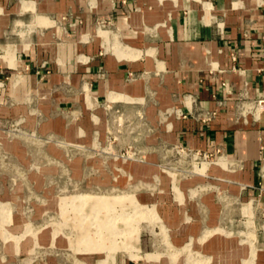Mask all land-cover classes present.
<instances>
[{
    "label": "rangeland",
    "instance_id": "obj_1",
    "mask_svg": "<svg viewBox=\"0 0 264 264\" xmlns=\"http://www.w3.org/2000/svg\"><path fill=\"white\" fill-rule=\"evenodd\" d=\"M54 2L0 0V264H264V192L212 172L229 159L159 140L168 112L66 90L68 36L84 58L118 40Z\"/></svg>",
    "mask_w": 264,
    "mask_h": 264
},
{
    "label": "crops",
    "instance_id": "obj_2",
    "mask_svg": "<svg viewBox=\"0 0 264 264\" xmlns=\"http://www.w3.org/2000/svg\"><path fill=\"white\" fill-rule=\"evenodd\" d=\"M54 1L61 14L86 23L90 15H114L117 48L87 47L84 58L71 36L61 44L56 77L81 106L146 104L168 112L159 140L219 149L216 160L225 157L238 170L215 164L213 173L248 193L264 192V111L256 112L264 98V0ZM24 8L35 10L33 3Z\"/></svg>",
    "mask_w": 264,
    "mask_h": 264
},
{
    "label": "built area",
    "instance_id": "obj_3",
    "mask_svg": "<svg viewBox=\"0 0 264 264\" xmlns=\"http://www.w3.org/2000/svg\"><path fill=\"white\" fill-rule=\"evenodd\" d=\"M257 111H264V98L256 101V112ZM214 153H219V149H215Z\"/></svg>",
    "mask_w": 264,
    "mask_h": 264
},
{
    "label": "bare ground",
    "instance_id": "obj_4",
    "mask_svg": "<svg viewBox=\"0 0 264 264\" xmlns=\"http://www.w3.org/2000/svg\"><path fill=\"white\" fill-rule=\"evenodd\" d=\"M259 112H262V111H257V113H259Z\"/></svg>",
    "mask_w": 264,
    "mask_h": 264
}]
</instances>
